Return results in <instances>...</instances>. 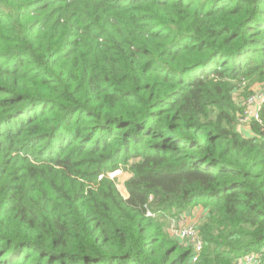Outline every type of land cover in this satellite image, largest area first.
<instances>
[{"label": "trees", "instance_id": "1", "mask_svg": "<svg viewBox=\"0 0 264 264\" xmlns=\"http://www.w3.org/2000/svg\"><path fill=\"white\" fill-rule=\"evenodd\" d=\"M261 84L264 0H0V264L264 247V103L238 130ZM197 207L191 263L157 216Z\"/></svg>", "mask_w": 264, "mask_h": 264}, {"label": "built area", "instance_id": "2", "mask_svg": "<svg viewBox=\"0 0 264 264\" xmlns=\"http://www.w3.org/2000/svg\"><path fill=\"white\" fill-rule=\"evenodd\" d=\"M264 103V84L251 88V94L243 104V111L238 119V127L249 126L252 121L259 122V111ZM148 217L155 214L147 211ZM186 215H180L170 222V234L178 241L184 242L191 249L190 261L196 262L204 243L199 235L194 221L189 220ZM235 264H264V247L256 252H250L238 257Z\"/></svg>", "mask_w": 264, "mask_h": 264}, {"label": "rangeland", "instance_id": "3", "mask_svg": "<svg viewBox=\"0 0 264 264\" xmlns=\"http://www.w3.org/2000/svg\"><path fill=\"white\" fill-rule=\"evenodd\" d=\"M256 86V85H254ZM111 178H113L114 176H117L118 177V181H117V187L119 189V191L121 192V194L125 195V191H124V188H123V181L125 180L126 176L124 175V173H121L120 171L117 172V173H113V174H110L109 175ZM186 215L188 216L187 218L189 220H192L195 222L196 226H197V229H198V226L200 224V222L202 221L203 217H204V211L201 209L200 211V208L197 207V208H193L191 209L190 211H187L185 213H181V214H178V215H174L173 216H167L165 214H160L157 216V219L159 221H166V225H167V231L169 233V235L175 239L169 232V229H170V222L171 220H173L174 218L180 216V215ZM178 241V240H177ZM182 246L186 247L185 246V243L184 242H180L178 241Z\"/></svg>", "mask_w": 264, "mask_h": 264}, {"label": "crops", "instance_id": "4", "mask_svg": "<svg viewBox=\"0 0 264 264\" xmlns=\"http://www.w3.org/2000/svg\"><path fill=\"white\" fill-rule=\"evenodd\" d=\"M238 130L245 137H250L251 136V133L249 131V127L248 126L238 127ZM200 211H201V209H200Z\"/></svg>", "mask_w": 264, "mask_h": 264}]
</instances>
